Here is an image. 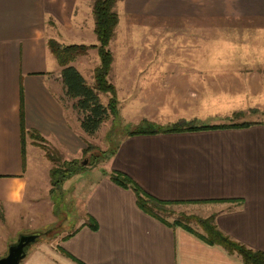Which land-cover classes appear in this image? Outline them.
I'll use <instances>...</instances> for the list:
<instances>
[{
	"label": "crops",
	"instance_id": "1",
	"mask_svg": "<svg viewBox=\"0 0 264 264\" xmlns=\"http://www.w3.org/2000/svg\"><path fill=\"white\" fill-rule=\"evenodd\" d=\"M92 1L0 0V251H7L13 236L53 224L50 214L56 219L47 211L46 218L41 214L37 221L35 215L28 224L35 197H28L26 142L35 159L33 167L42 154V147L34 142L35 134L68 155L83 148L80 137L84 132L78 126L80 121L73 122L68 115L62 66L46 37L64 43L60 34L85 36L94 31V23L86 25L83 20L87 11L91 15ZM115 9L118 16L122 10L126 15L182 20L264 18V0H117ZM79 40L70 43L94 42ZM187 62L196 65L194 60ZM71 63L78 68L74 59ZM126 63L130 69L119 72L114 82L116 89L121 84L123 97L132 108L138 106L131 112L136 123L154 115L160 116L155 119L159 122L196 116L188 101L210 97L196 83L194 71L182 77L174 73L172 68L184 62L149 59ZM149 99L152 102L145 103ZM157 99H177L179 103L163 105ZM42 152L48 176L51 161ZM106 165L107 171L95 179L81 174V187L74 193L80 198L82 212L71 229L43 240L42 264H248L238 252L145 211L132 188L110 179L111 169L126 172L159 198L203 200L193 203L210 204L208 215H215L225 233L264 251V120L126 133ZM47 206L51 208L52 203Z\"/></svg>",
	"mask_w": 264,
	"mask_h": 264
},
{
	"label": "rangeland",
	"instance_id": "2",
	"mask_svg": "<svg viewBox=\"0 0 264 264\" xmlns=\"http://www.w3.org/2000/svg\"><path fill=\"white\" fill-rule=\"evenodd\" d=\"M91 5L92 3L90 4V14L92 15ZM118 11L121 13L119 15L121 19H119L114 36L109 43L113 53V67H111L108 76L110 81L116 84L114 81L118 80L119 72L130 69L126 67L127 61L162 59L169 64L180 61L184 62V65L173 67L172 69L176 71L174 73L178 74V77H182L183 74L194 71L197 74L196 83L201 87V90L206 91L205 95L209 94L210 97L195 98L188 101V107L194 109L197 113L196 116H190L187 119H174L168 122H161L160 120V124L159 121L155 120L160 116L154 115L136 123L133 121L134 117L131 112L136 110L138 106L134 105L132 108L131 102L125 100L123 97L124 89L118 83L117 94L115 93L118 112L116 115H108L92 134L83 133L81 135L82 150H78L73 155H68V153L66 155L56 145L58 152L63 154V159L75 158L81 165L78 172L63 178L59 186L51 184L49 173L47 176L44 172L45 164H47V160L41 156L44 149L42 148L40 151L42 154L38 157V167L34 166L35 170L33 167V163L36 165L35 159L31 157L29 141L26 142L24 155L30 175L28 197L30 199L35 197L33 203L35 209L28 216V220H30L28 224L34 222L35 215L37 221L41 214L45 217L47 211L54 213L56 219L50 214L52 220L55 221L53 224H45L46 226L39 228L40 225L34 228L35 230L39 229L40 238L28 246L26 255L19 264H42L44 262L43 240L49 239V236L56 233L61 234L71 229L82 212L79 209L80 198L78 199L74 193V189L81 187V185L79 186L83 178V176L80 177L81 174L95 179L101 173L106 172L105 167L108 166L106 162L119 138L138 127L139 124H145V121H148L161 128L177 121L205 125L214 121L217 123H234L264 120V18L227 17L211 20H182L181 18L167 19L126 15L122 10ZM91 15H89V11L84 15L83 20L86 25L91 22L94 23L93 15ZM51 22L53 21L51 20ZM92 34H95L94 31L86 33L85 36L80 33L72 35L65 33L64 35L60 34L59 40L64 43L79 39H81L79 42H96L97 38ZM87 35H91V37ZM48 38L46 37V43ZM96 49V47L87 49L85 53L74 58L75 64L88 83L93 82V69L99 62ZM187 60H194L196 65H186ZM109 96V92H99V97L103 103L107 102ZM64 99L69 108L70 119L73 122H79L81 113L71 105L74 99L68 96ZM144 101L145 103L152 102L150 99ZM157 102L163 105L176 106L179 100L157 99ZM181 102L185 101L181 100ZM150 107L149 105V109ZM78 126L83 131L81 123H78ZM44 144L49 148L52 146L48 142H44ZM52 164L51 162V166ZM36 198L43 199V203H39ZM49 203H52L51 208L47 206ZM169 208L170 213L167 212L165 215L170 220L180 215L189 216L191 224L195 226H197V220L194 219L193 215L207 216L212 211L210 204L193 202L176 203ZM25 228L27 227L23 229L26 230ZM30 229L24 232L35 231L33 227ZM18 235L10 239L15 241ZM5 251H0V256Z\"/></svg>",
	"mask_w": 264,
	"mask_h": 264
},
{
	"label": "trees",
	"instance_id": "3",
	"mask_svg": "<svg viewBox=\"0 0 264 264\" xmlns=\"http://www.w3.org/2000/svg\"><path fill=\"white\" fill-rule=\"evenodd\" d=\"M117 0H93L91 11L94 18V32L97 41L93 43H61L55 38H48L47 45L55 55L59 64L61 79L65 88L66 96L73 98L72 106L81 113L79 119L83 132L92 134L95 132L101 122L108 115H116L118 112L117 98L115 97L116 86L108 78L112 62L113 53L109 47L110 40L114 36L115 28L118 24L119 16L115 9ZM90 47L97 48L99 62L93 69V82L88 83L79 69L71 61L79 54H83ZM99 92H109L110 96L106 103H103L99 97ZM254 121H242L234 123H214L205 125H196L184 121H177L165 127H157L148 121L145 124H139L135 129L128 133L139 132H158V131H180L190 129H203L207 127H225L246 125ZM150 123V124H149ZM23 135V130H22ZM34 142L45 150L46 157L53 163L49 170L51 184L59 186L63 178L79 171L81 165L75 158L67 160L62 158V153L54 146H45V139L40 134H35ZM121 139V138H119ZM119 142V140H118ZM117 142V143H118ZM117 145V144H116ZM116 147L111 151L113 153ZM53 150H55L53 152ZM110 153V154H111ZM110 179L119 185L132 188L137 196L138 204L150 214L164 220L172 225H181L212 243H219L225 246L229 251H236L242 255L248 264H264V251L251 248L240 241L232 238L225 233L216 223L215 215L197 216V226L191 224L189 216H177L170 220L165 213H170V206L176 203L203 202V200H179V199H162L147 192L141 187L129 174L124 171L111 169L109 172ZM1 217V216H0ZM200 227V228H198ZM74 231V230H73ZM72 231V232H73ZM69 232L65 236L70 235Z\"/></svg>",
	"mask_w": 264,
	"mask_h": 264
},
{
	"label": "water",
	"instance_id": "4",
	"mask_svg": "<svg viewBox=\"0 0 264 264\" xmlns=\"http://www.w3.org/2000/svg\"><path fill=\"white\" fill-rule=\"evenodd\" d=\"M40 231L22 232L17 239L8 244L7 251L0 256V264H19L26 255L28 246L40 236Z\"/></svg>",
	"mask_w": 264,
	"mask_h": 264
}]
</instances>
